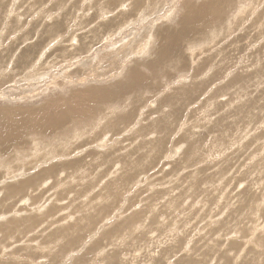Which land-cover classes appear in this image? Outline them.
<instances>
[{
  "label": "rangeland",
  "instance_id": "obj_1",
  "mask_svg": "<svg viewBox=\"0 0 264 264\" xmlns=\"http://www.w3.org/2000/svg\"><path fill=\"white\" fill-rule=\"evenodd\" d=\"M0 128V264H264V0H0Z\"/></svg>",
  "mask_w": 264,
  "mask_h": 264
},
{
  "label": "bare ground",
  "instance_id": "obj_2",
  "mask_svg": "<svg viewBox=\"0 0 264 264\" xmlns=\"http://www.w3.org/2000/svg\"><path fill=\"white\" fill-rule=\"evenodd\" d=\"M1 129V128H0ZM7 130L5 129V130H3L1 133H0V139L2 140V143L3 142H5V140H4V138H5V136L7 135ZM9 134V133H8ZM12 134V133H11ZM17 135H19V134H17ZM7 139V138H6ZM8 141V140H7ZM1 143V144H2ZM6 146V145H5Z\"/></svg>",
  "mask_w": 264,
  "mask_h": 264
}]
</instances>
